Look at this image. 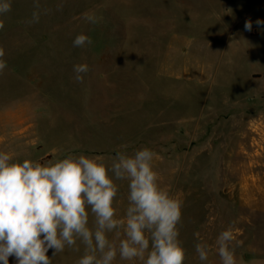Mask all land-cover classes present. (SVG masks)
Listing matches in <instances>:
<instances>
[{"label": "rangeland", "instance_id": "rangeland-1", "mask_svg": "<svg viewBox=\"0 0 264 264\" xmlns=\"http://www.w3.org/2000/svg\"><path fill=\"white\" fill-rule=\"evenodd\" d=\"M10 2L0 16V152L110 165L117 152L148 148L159 186L182 203L183 264H202L197 243L209 247L204 264H221L216 239L229 228L236 264H264V0ZM79 34L91 44L74 47ZM114 182L122 219L128 181ZM108 238L118 246L123 229ZM77 246L47 255L77 264ZM113 264L143 261L117 254Z\"/></svg>", "mask_w": 264, "mask_h": 264}, {"label": "clouds", "instance_id": "clouds-1", "mask_svg": "<svg viewBox=\"0 0 264 264\" xmlns=\"http://www.w3.org/2000/svg\"><path fill=\"white\" fill-rule=\"evenodd\" d=\"M10 10V0H0V16ZM85 18L95 23V17ZM31 22H39L38 13H33ZM256 24L264 26V21ZM252 26L251 20L245 21V31ZM87 44L91 40L84 34L73 40L74 47ZM3 56L0 48V73L6 68ZM88 71L86 63L74 65V80L82 83ZM153 158V151L144 148L133 155L117 152L110 165L84 155L41 164L15 161L0 152V264H9L10 256L17 264H52L51 258L66 246L79 251L77 240L84 245L77 264H113L117 254L122 260L139 259L143 264H183L185 250L177 227L182 203L159 186ZM117 180L128 181L129 203L122 219L116 218L113 206ZM89 210L94 217L91 227ZM120 229L125 238L117 246L108 234ZM234 239L231 228L218 235L221 264H236ZM50 249L52 257L47 255ZM195 249L204 264L208 245L197 243Z\"/></svg>", "mask_w": 264, "mask_h": 264}, {"label": "crops", "instance_id": "crops-1", "mask_svg": "<svg viewBox=\"0 0 264 264\" xmlns=\"http://www.w3.org/2000/svg\"><path fill=\"white\" fill-rule=\"evenodd\" d=\"M260 20V19H259Z\"/></svg>", "mask_w": 264, "mask_h": 264}]
</instances>
